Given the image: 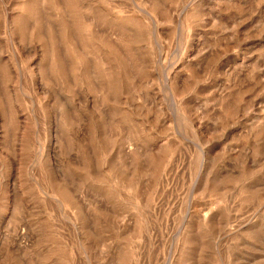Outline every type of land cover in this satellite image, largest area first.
I'll return each mask as SVG.
<instances>
[{
    "label": "rangeland",
    "instance_id": "obj_1",
    "mask_svg": "<svg viewBox=\"0 0 264 264\" xmlns=\"http://www.w3.org/2000/svg\"><path fill=\"white\" fill-rule=\"evenodd\" d=\"M0 264H264V0H0Z\"/></svg>",
    "mask_w": 264,
    "mask_h": 264
}]
</instances>
